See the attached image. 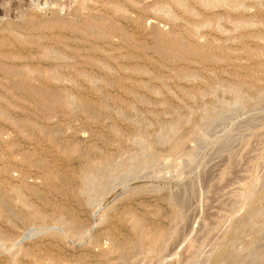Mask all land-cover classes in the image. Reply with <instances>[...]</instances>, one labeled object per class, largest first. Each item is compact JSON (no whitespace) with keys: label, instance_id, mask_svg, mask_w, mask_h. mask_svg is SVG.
I'll return each mask as SVG.
<instances>
[{"label":"rangeland","instance_id":"374dc122","mask_svg":"<svg viewBox=\"0 0 264 264\" xmlns=\"http://www.w3.org/2000/svg\"><path fill=\"white\" fill-rule=\"evenodd\" d=\"M0 7V264H264V0Z\"/></svg>","mask_w":264,"mask_h":264},{"label":"bare ground","instance_id":"6f19581e","mask_svg":"<svg viewBox=\"0 0 264 264\" xmlns=\"http://www.w3.org/2000/svg\"><path fill=\"white\" fill-rule=\"evenodd\" d=\"M0 13H4V9L3 8H1L0 7ZM22 16H24L23 17V19L25 18V19H27V17H29V18H31L32 19V17L33 16H35L36 15V13H33V11L32 10H28L27 9V12L25 13V12H23V14H21ZM39 15V14H38ZM44 19V18H43ZM47 20V19H46ZM16 22H18V21H16ZM40 22H41V19H40ZM43 22V21H42ZM22 41V40H21ZM26 41V40H25ZM25 44V43H24ZM12 46V45H11ZM15 46V45H14ZM4 48V47H3ZM25 49V48H24ZM7 50H9V49H7ZM46 53V52H45ZM20 56H22V55H20ZM24 57V56H23ZM58 57H60V56H58ZM47 59V58H46ZM38 61V60H37ZM34 62V61H33ZM31 63V62H30ZM45 79V78H44ZM48 81V80H47ZM54 81V80H53Z\"/></svg>","mask_w":264,"mask_h":264}]
</instances>
